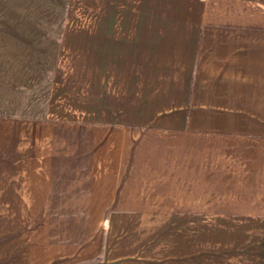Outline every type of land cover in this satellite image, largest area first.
I'll return each mask as SVG.
<instances>
[{
    "label": "crops",
    "instance_id": "1",
    "mask_svg": "<svg viewBox=\"0 0 264 264\" xmlns=\"http://www.w3.org/2000/svg\"><path fill=\"white\" fill-rule=\"evenodd\" d=\"M182 3L104 11L90 62L101 87L116 65V105L0 118V264H157L182 224L254 264L233 228H264V0Z\"/></svg>",
    "mask_w": 264,
    "mask_h": 264
},
{
    "label": "rangeland",
    "instance_id": "2",
    "mask_svg": "<svg viewBox=\"0 0 264 264\" xmlns=\"http://www.w3.org/2000/svg\"><path fill=\"white\" fill-rule=\"evenodd\" d=\"M140 2L141 7L183 6L182 0H0V118L21 114L48 117L46 110L52 107L68 109L81 119L88 103L100 108V94L116 105L118 81L111 78L116 65H110V79L101 87L97 72L107 65L90 62L99 59L105 45L101 44V33L93 30L107 16L110 24L118 19L132 23V10ZM104 11L108 15L102 17ZM113 40L110 36L109 45L116 47ZM171 226L173 233L182 234L183 248L180 250L173 240L169 249L166 239L165 254L158 255L157 264L236 263L234 256L214 257L203 249V253L193 252L195 241L185 240L189 244L184 247V235L191 239L194 225ZM233 233L243 242V238L248 240L245 253L252 262L264 264V228L240 224L238 228L234 225ZM250 234L256 235L253 241ZM201 235L212 239L213 233L209 229ZM226 238L227 234H222L216 240L222 248ZM177 251L183 254L177 255Z\"/></svg>",
    "mask_w": 264,
    "mask_h": 264
}]
</instances>
